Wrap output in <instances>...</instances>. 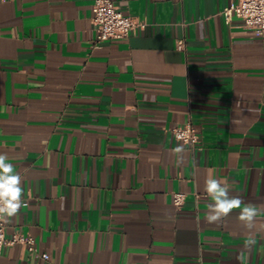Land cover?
Instances as JSON below:
<instances>
[{
    "label": "crops",
    "instance_id": "0c3cea01",
    "mask_svg": "<svg viewBox=\"0 0 264 264\" xmlns=\"http://www.w3.org/2000/svg\"><path fill=\"white\" fill-rule=\"evenodd\" d=\"M114 1L140 25L97 44L94 0H0V153L27 202L3 221L49 255L0 264H264V212L209 224L204 190L264 204V37L235 0Z\"/></svg>",
    "mask_w": 264,
    "mask_h": 264
},
{
    "label": "built area",
    "instance_id": "2783aa9c",
    "mask_svg": "<svg viewBox=\"0 0 264 264\" xmlns=\"http://www.w3.org/2000/svg\"><path fill=\"white\" fill-rule=\"evenodd\" d=\"M225 14H235L240 17L244 26L254 32L257 36L264 37V0H235L226 10ZM93 26L96 30V43L101 44L107 41L124 40L129 38L132 31L140 25L134 17L125 14L114 0H94L93 3ZM178 47H184V41L178 42ZM175 136L187 144H196L199 136L191 123L173 128ZM186 200L184 192L174 194V202L181 207ZM25 245L31 256L49 259L47 253H40L33 236L21 232L14 233L7 237L5 224L0 220V253L8 245Z\"/></svg>",
    "mask_w": 264,
    "mask_h": 264
},
{
    "label": "clouds",
    "instance_id": "9594fccd",
    "mask_svg": "<svg viewBox=\"0 0 264 264\" xmlns=\"http://www.w3.org/2000/svg\"><path fill=\"white\" fill-rule=\"evenodd\" d=\"M173 151L176 154H181L185 149L183 145H180ZM8 159L6 154L0 153V220L15 217L22 208L27 207V202L22 199L24 194L22 177L15 171V166L7 162ZM204 190L212 201L205 213V220L209 224L219 223L228 217L234 209H240L239 221L251 230L256 218L264 212V204L245 203L239 196L230 195L227 183L211 175L205 180ZM255 245L256 240L250 235L242 247L249 250ZM236 259L240 264H243V253L237 254Z\"/></svg>",
    "mask_w": 264,
    "mask_h": 264
}]
</instances>
